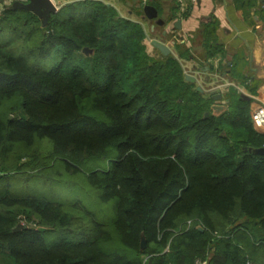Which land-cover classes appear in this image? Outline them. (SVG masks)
Masks as SVG:
<instances>
[{
  "label": "trees",
  "instance_id": "1",
  "mask_svg": "<svg viewBox=\"0 0 264 264\" xmlns=\"http://www.w3.org/2000/svg\"><path fill=\"white\" fill-rule=\"evenodd\" d=\"M1 33L0 179L81 173L90 199L0 194V264H264V157L249 151L264 134L247 101L214 112L173 56L147 53L140 23L100 1L44 26L6 6ZM91 202L111 204L109 226Z\"/></svg>",
  "mask_w": 264,
  "mask_h": 264
},
{
  "label": "crops",
  "instance_id": "2",
  "mask_svg": "<svg viewBox=\"0 0 264 264\" xmlns=\"http://www.w3.org/2000/svg\"><path fill=\"white\" fill-rule=\"evenodd\" d=\"M50 1L59 10L80 0ZM96 1L113 7L123 18L142 25L149 55L156 58L162 55L151 45L152 41L166 45L171 51L170 56L178 61L184 79L189 76L193 80L185 81L196 91L200 88L198 92L205 98L219 94L221 99L217 104L224 101L226 108L228 97L234 95L248 102L249 112L257 105L264 106L262 0H183L184 9L181 11L178 0H146L151 4L145 5L157 11V17L152 20L137 13L139 7H144L141 0ZM158 20L164 24H158ZM176 21L180 22L178 29L174 26ZM205 29L213 30L208 42ZM212 44L221 52L211 55Z\"/></svg>",
  "mask_w": 264,
  "mask_h": 264
},
{
  "label": "rangeland",
  "instance_id": "3",
  "mask_svg": "<svg viewBox=\"0 0 264 264\" xmlns=\"http://www.w3.org/2000/svg\"><path fill=\"white\" fill-rule=\"evenodd\" d=\"M0 3H1L0 4V17H1L3 14L4 8L10 5H7L6 2L2 0H0ZM118 14L121 16L120 13ZM0 35H1L0 41L5 42L7 39L5 34L1 33ZM25 176L27 175H24L21 177L19 175L17 176L9 175V176H5L4 178L0 179V194L6 193L9 195L10 194L11 195L12 194L14 195L16 194L42 195L47 199L57 201L60 203H65L66 199H69L71 202H75L76 198L84 202L83 198H86L85 199L86 202L83 203L84 205H87L88 199H90L88 197H84V194L82 193V192H85L90 186L87 184V182L84 179V176L81 173L70 175L71 176L70 180H65L61 185H55L54 183H53L54 185H52L51 182L49 183L48 181H44L38 176L28 177L30 179H27ZM91 190L96 192V190L92 188ZM82 196L83 198H81ZM90 207L93 208L96 206H94V204L91 202ZM96 208L98 209L97 216L100 219V221L109 226L113 218V213H112L113 211H112L111 204L108 203V204H105L104 206H101V207L99 206ZM94 211H96V209H94L93 212Z\"/></svg>",
  "mask_w": 264,
  "mask_h": 264
},
{
  "label": "water",
  "instance_id": "4",
  "mask_svg": "<svg viewBox=\"0 0 264 264\" xmlns=\"http://www.w3.org/2000/svg\"><path fill=\"white\" fill-rule=\"evenodd\" d=\"M261 2H264V0H262ZM9 9L24 10V11L31 12L41 20L43 26L46 25L47 20L50 17V15L58 11L56 6H54L50 0H27L25 3L14 1L9 6ZM142 13L149 20L155 19L157 17L156 9L150 5H145L142 8ZM157 23L160 25L164 24V22L161 20H158ZM179 23H180L179 21L175 22L174 26L176 29L179 28ZM151 45L154 48H156L163 56H168L171 54L170 49L166 45L162 44L161 42L152 41ZM84 52H87V50L84 49ZM185 80L193 81L192 78H190L189 76H186ZM197 91H200V88H197ZM220 99H221V96L219 94L212 95V100L214 101V104L211 106V109L214 112H220L225 109L226 102L220 101V103L217 104L218 100ZM207 116L208 114L205 113L204 117H207ZM244 151H248V150L244 149ZM249 151L255 156L264 157V146L260 148H256V149H251ZM20 228H21V225L18 224L14 230L17 231ZM145 245H146L145 240L142 237L140 241V249H144ZM147 264H151V262H148Z\"/></svg>",
  "mask_w": 264,
  "mask_h": 264
},
{
  "label": "built area",
  "instance_id": "5",
  "mask_svg": "<svg viewBox=\"0 0 264 264\" xmlns=\"http://www.w3.org/2000/svg\"><path fill=\"white\" fill-rule=\"evenodd\" d=\"M6 3H11L12 1H19L25 3L27 0H2ZM142 6H145L146 0H141ZM180 11L184 9L183 0H178ZM250 121L252 128L261 134H264V106L257 105L249 112ZM193 264H207L206 260H195Z\"/></svg>",
  "mask_w": 264,
  "mask_h": 264
}]
</instances>
